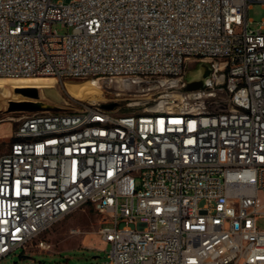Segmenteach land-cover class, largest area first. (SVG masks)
Listing matches in <instances>:
<instances>
[{
  "label": "built area",
  "instance_id": "2783aa9c",
  "mask_svg": "<svg viewBox=\"0 0 264 264\" xmlns=\"http://www.w3.org/2000/svg\"><path fill=\"white\" fill-rule=\"evenodd\" d=\"M264 0H0V76L97 80L0 154V260L82 205L104 264H264ZM59 23L69 30L57 33ZM189 62L211 69L185 90ZM114 103L107 109L103 104ZM112 222V226L108 223Z\"/></svg>",
  "mask_w": 264,
  "mask_h": 264
},
{
  "label": "rangeland",
  "instance_id": "374dc122",
  "mask_svg": "<svg viewBox=\"0 0 264 264\" xmlns=\"http://www.w3.org/2000/svg\"><path fill=\"white\" fill-rule=\"evenodd\" d=\"M52 1L65 2L66 0ZM248 17L252 20L249 26L257 28L258 22L264 17V8L261 7L260 3L253 2L251 4L248 9ZM52 28L60 34L69 30L59 23H54ZM197 65L189 62L190 69L186 78L195 74L194 70ZM33 77L35 78L10 79L0 77V97H2L0 98V104L5 102L4 106L0 105V154L6 150L8 136L12 130L16 129L22 118L33 111H37L21 109L8 111L7 109L11 107L10 103L41 101L47 106L46 109L52 111L64 110L67 107L74 106V99L83 101V99L68 92V85L92 81L90 79L56 80L51 76ZM21 80L31 81V86L35 87L37 91L35 98L22 95L15 92L14 88L9 87L11 82ZM94 82L97 83V80ZM48 84L54 87H44ZM100 96L103 99L102 91ZM101 219L100 213L92 206H79L51 225L42 234L41 238L50 244L49 249L37 248L33 242L25 250L20 247L16 248L7 257L1 259L0 264H104L105 255L110 249V244L100 238ZM112 225V222L108 223V226ZM258 226L264 228V219L258 220Z\"/></svg>",
  "mask_w": 264,
  "mask_h": 264
},
{
  "label": "water",
  "instance_id": "95a60500",
  "mask_svg": "<svg viewBox=\"0 0 264 264\" xmlns=\"http://www.w3.org/2000/svg\"><path fill=\"white\" fill-rule=\"evenodd\" d=\"M195 74L193 76H188L186 78L187 82L184 87L185 90H191L196 89L202 86L203 80L205 77H207L211 69L209 68L208 64L204 62L198 63L196 69L194 70ZM18 92L35 98L37 96V91L35 87H27V88H18L16 89ZM11 107H9L7 110H15V109H21V110H44L47 108V106L42 103L41 101H23L19 103H10ZM114 103H108L103 104V107L110 109L112 108Z\"/></svg>",
  "mask_w": 264,
  "mask_h": 264
},
{
  "label": "bare ground",
  "instance_id": "6f19581e",
  "mask_svg": "<svg viewBox=\"0 0 264 264\" xmlns=\"http://www.w3.org/2000/svg\"><path fill=\"white\" fill-rule=\"evenodd\" d=\"M0 77H4V78H10V79H20V78H35L33 76H27V77H5V76H0ZM53 78V77H52ZM55 79V78H54ZM73 84V83H72ZM1 85V84H0ZM31 81L28 80H21V81H14L10 83V88L15 90L18 88H27V87H33L31 86ZM41 87V86H40ZM44 87H54L53 85H46ZM68 89H69V93L73 96H76L80 99L83 100H87V101H97V100H101L102 97L101 95V89L97 86V83H95L93 80L92 81H86V82H81V83H77V84H73V85H68ZM9 92V91H8ZM7 92V93H8ZM6 93V92H5ZM20 93V92H19ZM50 93V92H49ZM22 94V93H20ZM52 94V93H51ZM5 95V94H4ZM10 95V94H9ZM24 95V94H22ZM47 95V94H46ZM26 96V95H25ZM45 96V95H44ZM30 97V96H28ZM50 97V96H49ZM2 98V97H0ZM11 98V97H10ZM54 100V99H53ZM55 101V100H54ZM60 103V102H59ZM58 103V104H59ZM1 106L5 105V102L0 104Z\"/></svg>",
  "mask_w": 264,
  "mask_h": 264
}]
</instances>
